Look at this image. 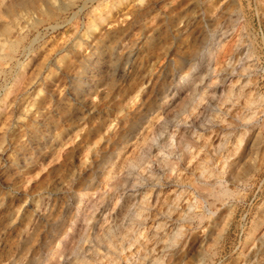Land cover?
I'll list each match as a JSON object with an SVG mask.
<instances>
[{
  "label": "rangeland",
  "instance_id": "1",
  "mask_svg": "<svg viewBox=\"0 0 264 264\" xmlns=\"http://www.w3.org/2000/svg\"><path fill=\"white\" fill-rule=\"evenodd\" d=\"M11 10L0 12V264L34 207L56 197L59 225L40 218L22 261L51 264L98 191L104 218L89 222L72 264L85 248L90 264H264V0H24ZM114 44L117 67L129 59L123 73L73 100L81 61ZM18 150L31 160L10 175ZM109 171L122 184L110 188Z\"/></svg>",
  "mask_w": 264,
  "mask_h": 264
},
{
  "label": "bare ground",
  "instance_id": "2",
  "mask_svg": "<svg viewBox=\"0 0 264 264\" xmlns=\"http://www.w3.org/2000/svg\"><path fill=\"white\" fill-rule=\"evenodd\" d=\"M24 0H0V7H2V10L0 9V12L1 13H11L12 12V10H11V7H13L14 5H16V4H19V3H22ZM10 17V16H9ZM12 17H13V15H12ZM9 27V26H8ZM90 27H93V26H89V28ZM91 29V28H90ZM223 29H224V27H223ZM221 30V29H220ZM226 31V30H225ZM226 34V33H225ZM219 37H220V35H219ZM218 37V38H219ZM215 38H216V36H215ZM214 38V39H215ZM222 39V38H221ZM209 41V40H208ZM208 43V42H207ZM213 45V44H212ZM213 47H214V45H213ZM116 49H117V45H111V46H108V47H106L105 49H101V47L100 46H98V47H96L93 51H92V53L91 54H89L87 57H85L82 61H81V65H82V69L80 70V71H78V72H76V73H74L72 76H71V78H72V86H71V88H70V94H71V98L73 99V100H75V101H79L81 98H82V96L85 94V91L89 88V85L90 86H92V85H95V84H97V82L99 83V82H101V81H103V80H105L106 78H108V76H109V74L110 73H113V72H116V71H118V73L119 74H122L123 73V70H124V68H125V65L129 62V59H128V57H126V58H124V60L120 63V66L119 67H117V64H116V61H117V59H116ZM205 50H208V49H205ZM210 50V49H209ZM208 50V51H209ZM188 51V50H187ZM211 52V51H210ZM204 53V52H203ZM206 53H207V51H206ZM190 54H192V52H188V53H185V54H183V55H180V54H178V57H176V62H183V60L185 59V57H187L188 55H190ZM203 58H205V57H203ZM207 59V58H206ZM204 62H205V60H204ZM208 63V62H207ZM105 67L104 69H102L101 70V68L102 67ZM206 66V65H205ZM201 67V66H200ZM198 68V67H197ZM208 69V68H207ZM173 70V69H172ZM200 71V70H199ZM195 72V71H194ZM89 73V74H88ZM196 73V72H195ZM199 73V72H198ZM191 74V73H190ZM229 75H231V74H227V76H229ZM171 78H170V80L172 81V79H174V73H173V71H172V73H171ZM194 76V75H193ZM192 76V77H193ZM197 77V76H196ZM195 77V78H196ZM205 77H207V74H202L201 76H199L198 77V79H195V81L196 80H199V81H202ZM105 78V79H104ZM162 78V77H161ZM180 78L182 79V80H185V79H187L188 80V78H189V75L187 74V75H182V76H180ZM179 78V79H180ZM194 78V77H193ZM166 79H168V78H166ZM166 79L164 78V79H162V81L160 82V85H159V87L157 88V93L158 94H161L162 95V98H164V97H166V95H164V92H165V90H166V88H167V86H168V81H166ZM206 79V78H205ZM228 79V78H227ZM186 80V81H187ZM157 82H159L158 80H157ZM182 83V82H181ZM171 92V91H170ZM174 96V95H173ZM171 97V96H170ZM167 100V99H166ZM174 101H175V99H174ZM145 102V100H143L140 104H139V106L141 105V104H143ZM166 103V102H165ZM168 103H169V101H168ZM171 103V102H170ZM167 104V103H166ZM152 105V104H151ZM151 105H149V106H147L146 107V111L145 112H147V111H149L150 109H152V106ZM171 105V104H170ZM138 106V107H139ZM165 106V105H164ZM137 107V109L135 108L134 109V113L136 112V115L139 117V112L140 111H138L139 109H140V107L138 108ZM155 107V106H154ZM174 107V106H173ZM142 109V108H141ZM172 109V108H171ZM170 108L168 109V106H165L164 107V109L161 111V115H158V113H157V117L156 118H152L153 119V121H151L152 123L149 125V130H152V129H154V128H156L157 126H158V124L160 123V119H162L163 118V116L165 117L167 114H168V112L171 110ZM65 111H66V113L68 112V113H70L71 112V110H72V107L71 106H68L67 108H65L64 109ZM159 112V111H158ZM140 115H142V113L140 114ZM126 116H127V114H126ZM155 117V116H154ZM143 119H145V117L143 118ZM46 120V118L45 117H41L40 119H39V121H40V127L42 128V130L44 131V132H47V129L49 128V126H48V122H46L45 121ZM125 121H123V123H124ZM149 124V123H148ZM147 124V125H148ZM140 127V126H139ZM143 128V127H142ZM155 130V129H154ZM114 131V130H113ZM112 131V132H113ZM135 131H137L136 130V127H135V124H133V125H130V126H128V129H127V132H129V133H134ZM112 132H110V133H112ZM114 133H112V135H113ZM111 135V136H112ZM110 136V135H109ZM110 136V137H111ZM108 138V137H107ZM34 141V140H33ZM135 141V140H134ZM38 144V143H37ZM33 145V144H32ZM132 145V144H131ZM131 147V146H130ZM135 148H137V146L136 145H133V147H132V152H134V149ZM29 150V149H28ZM37 150V149H36ZM222 151V150H221ZM141 152H139V154H140ZM122 157V156H121ZM177 157V156H176ZM18 160H22L21 162H22V166H24V167H27V165H28V163H30V160H31V156L30 155H28V153L27 152H24V151H22V150H18L16 153H15V158L13 159V161L10 163V165H11V172H10V175H15L18 171H19V166H17L18 164ZM123 160H125L124 158H123ZM123 160H122V162H123ZM172 160V159H171ZM173 160H175L176 161V159L174 158ZM137 161V160H136ZM175 161H170V164H171V170H170V175L168 176V178H171L172 176H173V173H174V167H175V165H176V162ZM120 163V162H119ZM118 163V164H119ZM124 163V162H123ZM178 164V163H177ZM168 165V164H167ZM224 165V164H223ZM196 166V165H195ZM203 166H201V169H203V168H206L205 166L202 168ZM117 168V167H116ZM177 169V168H176ZM199 169H200V166H199ZM200 169V170H201ZM220 169V168H219ZM219 169H218V171H219ZM234 169V168H233ZM204 170V169H203ZM221 170V169H220ZM150 171V170H149ZM175 171H177V170H175ZM206 171H207V169H206ZM163 172V171H162ZM209 172V171H208ZM215 172H217V171H215ZM215 172L213 173V174H215ZM205 174H207L206 172H204ZM109 176H108V178H114V176L112 175L113 173H112V171H109ZM199 174H201V172L199 171ZM199 174H197V175H199ZM211 174V173H210ZM217 174V173H216ZM215 174V175H216ZM221 174V173H220ZM196 175V176H197ZM217 175H219V174H217ZM216 175V176H217ZM175 176H176V172H175ZM203 176V175H202ZM207 176L208 175H206V179L205 180H207ZM211 176V175H210ZM166 177V176H165ZM212 177V176H211ZM219 177H221V176H219ZM218 177V178H219ZM174 178V177H173ZM172 178V179H173ZM204 178H205V176H204ZM208 178H210V177H208ZM163 179H165V178H163ZM217 179V178H216ZM222 179V178H221ZM209 180V179H208ZM211 180V179H210ZM215 180V179H214ZM93 182V180L92 179H89L88 180V184H91ZM122 182V177H121V175H117V176H115V178L113 179V182L112 183H109V187L110 188H114V187H116V186H118V185H120V184H122L121 183ZM164 182H166V181H164ZM169 182V181H168ZM198 182V181H197ZM200 182V181H199ZM203 182V181H202ZM205 182V181H204ZM203 182V183H204ZM211 182H213L212 180H211ZM224 182V181H223ZM202 183V184H203ZM208 183H210V181H208ZM220 182H218L217 184L218 185H223L224 183H220ZM87 184V185H88ZM165 184V183H164ZM195 183H193V186L194 187H198L197 185H194ZM201 184V183H200ZM207 184V183H206ZM213 184V183H212ZM216 184V183H215ZM216 184V185H217ZM209 185V184H208ZM215 185V186H216ZM207 186V185H206ZM214 186V185H213ZM104 187V186H103ZM164 187V186H163ZM207 187H209V186H207ZM199 188H201V187H199ZM210 188H212V186H210ZM205 189V188H204ZM216 189V188H215ZM219 189V188H218ZM200 189H198L197 190V192L199 191ZM222 191H223V193L225 192V191H227L228 189H223V187H222V189H221ZM220 191V190H219ZM198 193H201V192H198ZM204 193V192H203ZM213 193V192H212ZM218 193H220V192H218ZM92 194V193H91ZM105 194V192H102V191H98V192H96V193H94V197L92 198H90V197H88V199H87V197H86V199L88 200L86 203H85V205L83 206V209H87L86 210V212H84V213H82V215H81V223H80V228H79V231L72 237V239L70 240V242H69V247L67 248V249H64V250H62V249H60L58 246H56V248L54 249V251H53V253H55L56 255H55V257L53 258V260H52V263L51 264H72L73 262H72V260H73V255H75V253L77 252L76 250L78 249V247H80V245H82V242L84 241V234L86 233V230L89 228V222L94 218V217H99V218H104L103 216V211H102V205H103V203H104V195ZM131 194V193H130ZM173 194H174V192H173ZM202 194V193H201ZM215 194V193H214ZM82 195L84 196L85 194L84 193H82ZM113 195V194H112ZM205 195H207V193L205 192ZM223 195V194H222ZM225 195H226V193H225ZM88 196V195H87ZM92 196V195H91ZM129 196H131V195H129ZM128 196V197H129ZM203 197H204V194L202 195ZM209 196V195H208ZM208 196H205V198L206 197H208ZM210 196H211V194H210ZM114 197V196H113ZM117 197V196H116ZM174 197H176V195L174 196ZM173 197V198H174ZM129 198H131V197H129ZM205 198H203V199H205ZM213 198V197H212ZM119 199V198H118ZM117 199V200H118ZM207 199V198H206ZM214 199H216V197H214ZM218 199V198H217ZM224 199V198H223ZM223 199H221V200H223ZM48 200V199H47ZM175 200V199H174ZM209 200V199H208ZM128 201V200H127ZM126 201V202H127ZM132 201V200H131ZM205 201V200H204ZM213 201V200H212ZM218 201H219V199H218ZM82 202V201H81ZM125 202V201H124ZM214 203H215V201H213ZM45 203V202H44ZM110 203V202H109ZM169 203V202H168ZM208 203V202H207ZM213 203V204H214ZM55 204H56V197L55 198H53L52 199V204H51V206H49V201H47L45 204H43V205H38V206H36V207H34V209H33V212L30 214V216L26 219V221L23 223V227H22V230H21V232L18 234V236H17V239H16V244H15V246H14V248H13V250L3 259V261H2V263L1 264H25V263H22V261L24 260V257H23V253H25V252H27L28 253V251H29V249H30V244H31V242L34 240V237H35V235L39 232V226H40V223L42 222L43 223V221H41L40 220V218H43V220L44 221H47L48 223H49V226H50V229L51 230H54V229H56L57 228V226L59 225V222H60V216L58 215V216H56L55 218L52 216V214H51V211H52V209L54 208V206H55ZM192 204V203H191ZM212 205L210 202L207 204V207H208V205ZM166 206H167V204H166ZM192 206V205H191ZM191 206H190V208H191ZM116 207H118V206H116ZM122 207V206H121ZM188 207V206H187ZM204 207V206H203ZM107 208H109V207H107ZM133 208V207H132ZM193 208V207H192ZM164 209V208H163ZM163 209H161V211L163 210ZM167 209H169V208H167ZM167 209H164V210H167ZM171 209V208H170ZM186 209H188V208H186ZM137 210H135V212H136ZM169 211V210H168ZM210 211V210H209ZM114 212V211H113ZM188 213V212H187ZM210 213V212H209ZM189 214H190V212H189ZM212 214V213H211ZM211 214H209V215H211ZM120 215V214H119ZM193 215V214H192ZM112 216V215H111ZM142 216V215H141ZM144 216V215H143ZM189 216V215H188ZM190 216H191V214H190ZM189 216V217H190ZM213 216V215H212ZM187 217V216H186ZM188 217V218H189ZM112 218V217H111ZM141 218V217H140ZM192 218H193V216H192ZM191 217L189 218V219H192ZM160 219V218H159ZM161 219H163V218H161ZM112 220V219H111ZM116 219H114V222H116L115 221ZM79 221V220H78ZM156 221V220H155ZM167 222H168V220H166ZM104 222V221H103ZM78 223V222H77ZM98 223V222H97ZM96 225V224H95ZM117 225V224H116ZM135 225V224H134ZM77 226V225H76ZM140 226V225H139ZM142 226V225H141ZM107 227V226H106ZM106 227H105V229H106ZM116 227H118V226H116ZM115 226H114V228H116ZM138 227V226H137ZM76 228V227H75ZM97 229V228H96ZM104 229V230H105ZM170 228L168 227V230H169ZM177 229V228H176ZM95 230V229H94ZM167 230V231H168ZM157 232V231H156ZM175 232V231H174ZM138 233V232H137ZM139 233H140V230H139ZM152 233V232H151ZM161 233H162V231H161ZM104 234V233H103ZM115 234V233H114ZM119 234V233H118ZM135 234H136V232H135ZM165 234V233H164ZM163 234V235H164ZM178 234H180V233H178ZM138 235V234H137ZM148 235H149V233H148ZM115 236V235H114ZM63 237V236H62ZM69 237V236H68ZM104 237V236H103ZM137 237V236H136ZM160 237V236H159ZM164 237V236H163ZM162 237V238H163ZM169 237V236H168ZM175 237V236H174ZM186 237V236H185ZM184 237V238H185ZM128 238V237H127ZM163 239H165V238H163ZM162 239V240H163ZM128 240H130V238H128ZM170 240V239H169ZM171 240H172V238H171ZM183 239H181V241H182ZM189 240V239H188ZM134 241V240H133ZM143 241H144V239H143ZM183 241H185V240H183ZM182 241V242H183ZM131 242V241H130ZM145 242V241H144ZM186 242V241H185ZM148 243H149V241H148ZM184 243V242H183ZM183 243H182V245H183ZM129 244V243H128ZM149 244H151V243H149ZM187 244V243H186ZM191 244V243H190ZM124 245V244H123ZM169 245V244H168ZM168 245H162L161 246V252H165V251H167L168 250ZM138 246V245H137ZM181 246V245H180ZM191 246V245H190ZM148 247V246H147ZM158 247V246H157ZM185 247V246H184ZM189 247V246H188ZM136 248V247H135ZM176 248V247H175ZM182 248V247H181ZM181 248H179L178 247V249H176V250H174V251H178L179 249H181ZM138 249V248H137ZM152 249H154V250H156V248H155V246H152ZM83 251H85L86 253H85V255H82V258H83V263L84 264H90L89 263V260L88 259H91V258H93L94 259V257H95V253H93V251H91L89 248H85V249H82ZM138 250H140V249H138ZM173 250V249H172ZM261 250V249H260ZM189 251V250H188ZM138 251H136V253H137ZM171 252V251H170ZM186 252V251H185ZM135 253V254H136ZM191 253V252H190ZM113 254H115V251H113ZM141 254H143V251H142V253ZM162 254V253H161ZM161 254H159V256L161 255ZM256 254H259V253H256ZM102 255H103V257H105V256H108L107 255V251H105V252H102ZM116 255H117V253H116ZM137 255V254H136ZM145 255V254H144ZM154 255H155V253H154ZM188 255V254H187ZM129 256H131V255H129ZM152 256V255H151ZM132 257V256H131ZM156 257H157V254H156ZM254 257V256H253ZM118 258H120L119 256H118ZM133 258H134V256H133ZM158 258V257H157ZM161 258H162V256H161ZM176 258V257H175ZM123 259H124V257H123ZM151 259H153V258H151ZM125 260H126V258H125ZM129 260V259H128ZM250 260H251V258H250ZM134 261H135V258H134ZM139 261V260H138ZM147 261H148V259H147ZM154 261V260H153ZM166 261V260H165ZM258 261V260H257ZM50 262V261H49ZM249 262V261H248ZM107 263V262H106ZM124 263H125V261H124ZM137 263H139V262H137ZM262 263H264V262H262ZM99 264H101V263H99ZM123 264V263H122ZM134 264V263H133ZM135 264H136V262H135ZM141 264H143V263H141ZM158 264V263H157ZM260 264H261V262H260Z\"/></svg>",
  "mask_w": 264,
  "mask_h": 264
}]
</instances>
